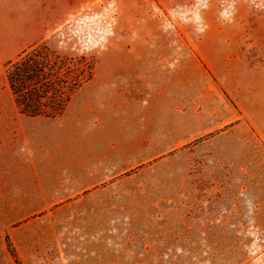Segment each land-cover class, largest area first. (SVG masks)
Returning <instances> with one entry per match:
<instances>
[{
    "label": "rangeland",
    "instance_id": "obj_1",
    "mask_svg": "<svg viewBox=\"0 0 264 264\" xmlns=\"http://www.w3.org/2000/svg\"><path fill=\"white\" fill-rule=\"evenodd\" d=\"M36 1L0 0V113L31 44L94 74L39 119L49 172L0 147V264H264V10L209 0L197 34L194 0Z\"/></svg>",
    "mask_w": 264,
    "mask_h": 264
},
{
    "label": "trees",
    "instance_id": "obj_2",
    "mask_svg": "<svg viewBox=\"0 0 264 264\" xmlns=\"http://www.w3.org/2000/svg\"><path fill=\"white\" fill-rule=\"evenodd\" d=\"M93 74L92 59L62 55L44 40L23 49L5 69L15 106L27 116L61 115L73 93ZM10 252L16 259L14 250Z\"/></svg>",
    "mask_w": 264,
    "mask_h": 264
},
{
    "label": "crops",
    "instance_id": "obj_3",
    "mask_svg": "<svg viewBox=\"0 0 264 264\" xmlns=\"http://www.w3.org/2000/svg\"><path fill=\"white\" fill-rule=\"evenodd\" d=\"M54 3V0H37L36 14H55ZM68 4L72 8L78 6L76 2L68 1ZM0 116L6 122L4 129L0 132V147L8 155L16 156V171L22 173L25 169H31L35 179L40 172H49L50 167L47 166L48 169H46L45 164L53 163L54 157L46 153L44 144L51 130L41 124L39 120L41 116H27L18 110L1 112ZM235 125L241 126L240 123ZM15 204L23 205L24 203Z\"/></svg>",
    "mask_w": 264,
    "mask_h": 264
},
{
    "label": "clouds",
    "instance_id": "obj_4",
    "mask_svg": "<svg viewBox=\"0 0 264 264\" xmlns=\"http://www.w3.org/2000/svg\"><path fill=\"white\" fill-rule=\"evenodd\" d=\"M209 0H194L191 9L188 10L184 23L194 26L197 34H203L207 29V24L201 15L202 9H207ZM248 4L257 10H264V0H247ZM237 0H221V11L219 17L226 23H232L236 12Z\"/></svg>",
    "mask_w": 264,
    "mask_h": 264
}]
</instances>
